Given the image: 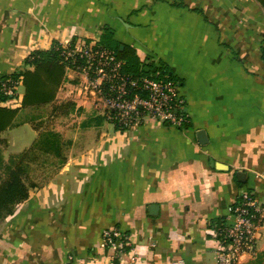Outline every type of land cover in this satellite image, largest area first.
Here are the masks:
<instances>
[{"label":"crops","instance_id":"0c3cea01","mask_svg":"<svg viewBox=\"0 0 264 264\" xmlns=\"http://www.w3.org/2000/svg\"><path fill=\"white\" fill-rule=\"evenodd\" d=\"M109 35L174 79L189 123L95 127L90 148L8 217L0 264L69 256L108 264L103 233L113 228L137 250L117 264H132L131 254L133 264H218L211 230L243 191L264 203V8L256 0H0V81L55 42L102 44Z\"/></svg>","mask_w":264,"mask_h":264},{"label":"built area","instance_id":"2783aa9c","mask_svg":"<svg viewBox=\"0 0 264 264\" xmlns=\"http://www.w3.org/2000/svg\"><path fill=\"white\" fill-rule=\"evenodd\" d=\"M60 57L67 65V73L82 77L78 88L91 98L95 110L104 120L119 131L141 126L153 119L181 129L189 123L186 99L172 79L163 78L160 72L132 75L124 70L125 62L110 49L98 42L69 41L61 43ZM264 48V45H263ZM15 87L3 85L5 95L14 97ZM14 98L10 103L13 104ZM264 234V203L249 191H243L230 208L229 215L218 227L211 230L217 241L218 264H242L245 257L257 254V243ZM104 246L114 253L108 264H117L127 253L124 248L128 237L119 229L106 230ZM69 256L67 264H76ZM131 263L137 256L131 254Z\"/></svg>","mask_w":264,"mask_h":264},{"label":"rangeland","instance_id":"374dc122","mask_svg":"<svg viewBox=\"0 0 264 264\" xmlns=\"http://www.w3.org/2000/svg\"><path fill=\"white\" fill-rule=\"evenodd\" d=\"M110 39L111 36L104 37L102 45L116 48V44L111 42ZM59 43L61 44V42ZM71 74L72 78L69 79L70 89L65 88L57 102L58 104L61 103V105L71 104L68 110L60 109L55 114V112L52 113L53 105L23 109L15 119V126L0 134V186L10 177V168L15 169L17 165H20V178L28 188L29 198L31 193L36 192V190L44 186H48L57 177L70 158L90 148L92 144L90 140H94L97 133L95 127L101 124L111 126L95 110L90 97L84 93L79 95L77 89L79 87L82 88V84H84L82 77L75 73ZM19 85L15 86L17 91L14 94L16 98H14L13 106L15 107L19 94L22 93L24 95V87L21 86L18 89ZM67 94L68 97H66ZM79 104L81 105L80 107L78 106ZM43 133H54L59 136L60 147L58 152L36 144ZM23 155L26 156L24 157ZM26 200L14 207L13 214L18 211L21 204ZM8 217L0 220V231L7 223ZM124 234L127 235L126 233ZM127 237L128 244L126 247H122V249L124 248L126 253L127 250L131 253H136L137 250L131 238L128 235ZM258 255L257 253L256 256L251 257L245 262L243 261L242 264H249ZM75 260H77L76 264H85L84 260Z\"/></svg>","mask_w":264,"mask_h":264},{"label":"trees","instance_id":"16d2710c","mask_svg":"<svg viewBox=\"0 0 264 264\" xmlns=\"http://www.w3.org/2000/svg\"><path fill=\"white\" fill-rule=\"evenodd\" d=\"M256 1L264 8V0ZM73 42L75 41L73 40ZM60 46V43L55 42L49 50L32 52L25 61L26 69L1 79L0 134L15 126V119L23 109L53 105L52 113L55 112L56 114L60 109L68 110L71 107V104L61 105V103H57L58 92L67 75V65L60 57ZM116 46V48H111L109 45L104 47L112 50L120 60L125 62L124 70L126 73L141 75V69L146 68L148 72L143 70L144 74L160 72L163 78L174 81L172 77L166 76V72L162 68L141 64L134 50L130 47L125 46L122 50L120 45L116 44ZM4 84L12 87L22 84L24 87V95L19 107H15L13 106L14 103H10L11 99L16 97L7 96L2 91ZM15 92H17L16 89ZM36 144L58 152L60 139L57 134L43 133ZM19 166L17 165L15 169L10 168V177L0 186V220L12 215L14 207L28 198V188L20 178L21 170ZM222 223L223 221L218 223L217 226L219 227ZM249 264H264V252L259 253L257 258Z\"/></svg>","mask_w":264,"mask_h":264},{"label":"water","instance_id":"95a60500","mask_svg":"<svg viewBox=\"0 0 264 264\" xmlns=\"http://www.w3.org/2000/svg\"><path fill=\"white\" fill-rule=\"evenodd\" d=\"M245 176V174H243V173H238V177H239V179L241 178V177H244Z\"/></svg>","mask_w":264,"mask_h":264}]
</instances>
